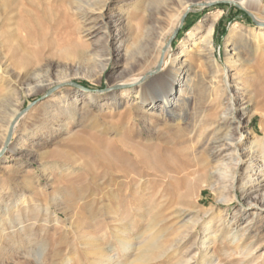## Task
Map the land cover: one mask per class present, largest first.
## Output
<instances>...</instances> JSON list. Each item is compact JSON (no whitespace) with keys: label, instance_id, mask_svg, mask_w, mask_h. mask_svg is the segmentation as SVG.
I'll use <instances>...</instances> for the list:
<instances>
[{"label":"rangeland","instance_id":"1","mask_svg":"<svg viewBox=\"0 0 264 264\" xmlns=\"http://www.w3.org/2000/svg\"><path fill=\"white\" fill-rule=\"evenodd\" d=\"M36 1L40 11L31 24L32 40L18 30L25 38L20 53L30 54L33 64L15 68L4 58L7 47L0 55L20 77L33 73L13 88L0 81V148L13 112L34 103L5 144H16L19 151H6L0 158V264H264V184L243 190V182L264 168V154L259 153L264 147V51L257 50L253 39L258 21L264 20V0L263 8L257 0H247L248 6L240 0L196 6L181 27L187 2L192 6L211 0H182V7L167 10L161 38L166 37L167 45L176 29L178 33L164 55L180 52L188 32L221 13L212 59L199 55L197 48L181 56L188 63L185 68L196 71L197 83L183 106L180 126L172 115L180 107L162 115L153 110L150 118L143 114L150 107L141 108L135 93L123 96L118 85L129 77L131 63L136 73L155 70V53L148 55L154 47L140 48L136 34L153 26L157 9L171 0H144L141 9L137 0H110L108 33L87 32L68 1L67 8L57 0L49 5L48 0ZM103 1L84 0L82 5L95 8ZM235 23L239 28L229 37ZM236 60L239 76H232L229 91L213 101L216 95L208 87L213 70L221 74ZM143 81L148 91L164 82L150 76ZM87 92L92 97L84 99ZM112 93L121 97L114 105ZM64 97L69 105L59 107ZM232 99L238 100L233 116ZM204 109L208 122L197 128L195 138L178 136L182 127L193 128ZM226 115L227 123L218 121ZM122 134L147 145V164L162 169H149L146 195L131 202L115 198L105 176L113 158L126 162L108 149ZM225 135L234 138L238 152L232 141H224L226 148L220 151L215 141ZM24 193L26 201L14 205ZM119 228L127 234L118 235ZM148 243L157 250L144 259L139 253ZM43 250L42 256L37 254Z\"/></svg>","mask_w":264,"mask_h":264},{"label":"bare ground","instance_id":"2","mask_svg":"<svg viewBox=\"0 0 264 264\" xmlns=\"http://www.w3.org/2000/svg\"><path fill=\"white\" fill-rule=\"evenodd\" d=\"M66 1H68L69 4H71L70 7H72V9L76 12V14L81 16L87 32H91L96 29H101L107 33L109 32L107 11L110 8V0H104L103 4H101L99 7L85 8V9L83 8L82 5L84 0H57V2L60 3L61 5L64 4L63 7L67 6L65 4ZM211 1H218V0H211ZM240 1H242L243 5L248 6L246 3L247 0L245 1L240 0ZM47 2L48 5L52 4L51 0H48ZM47 2L45 3V5H47ZM141 3H144V0H137L136 7L140 9L143 8L141 7L143 5ZM182 4H183L182 0L180 1L171 0L169 2H164L162 8L157 9V11L155 12V14H157V17L154 22V25L153 26L145 25L144 29L138 31L136 34L137 39H139L141 45L140 48H144L148 44H151V46L154 47V49L151 50L150 53H148V55H151L152 52L155 53V57H154L155 70L151 69L140 73H136L134 64L131 63L130 65L131 68L128 75L129 77L118 84L119 86L124 88V90L122 91L123 96L130 97L132 93H135V98L139 101L141 108L144 109V106L150 107L151 111L147 109L145 112H143V114L147 113L145 115L149 116L150 118L154 113L153 110H158L159 115H162L165 112L170 114L173 108L180 107L179 114H172L173 118L178 122L179 126L181 122L185 120L184 114H182L183 106L189 103L188 99L191 98L190 93L191 96L192 94H194L192 90L195 88L194 86L197 83L196 82L197 76L195 73L196 71L194 72V69L191 67H188L186 69L185 67L188 66V63L186 60H182L181 56L188 55L195 48H197L199 55L206 56L208 59H212L213 43H214L213 34L215 29V23L218 19V15L221 14L220 12H217L215 15L214 14L212 15L211 20L209 19L208 21L207 19H204L200 21V23L195 29L188 32L187 34L188 36L186 40L180 47L181 48L180 52L176 54V53H172L171 50H168L167 54L164 55L165 52H163V50L166 46V37L161 38V36L163 35L162 32L166 28L164 16L167 14L166 13L167 10L169 9L174 10L176 5H181L182 7ZM257 4L260 6V8H263L262 0H257ZM189 6L190 3L187 2L184 8L182 9V12H185ZM39 11H40V5L37 4L36 0H0V55L4 54L3 48L6 47L9 48V52L7 55H5L4 58L5 59L8 58L15 68H22V67L28 68L31 64H33L34 58L30 54L20 53V50L23 49L25 45L24 44L25 38L20 37L18 30L24 29L25 32L27 33L28 40L31 41L32 40V34H31L32 31L30 30V28L32 27L31 24H34L35 15ZM177 16L179 17L180 15L178 14ZM25 22H27L28 24L27 26H24ZM258 22H259L258 28L257 31L254 33L253 39L257 45L256 47L257 50L264 51V20H259ZM238 28L239 25L235 23L231 27L229 37L235 35ZM106 43L107 44L110 43V36L109 38H107ZM74 47L76 46H73L71 48ZM62 52L64 53L65 51L64 50L59 51L60 54H62ZM234 54L238 55V53H234ZM131 57L134 58V56ZM145 57H146L145 61H147V56ZM211 61L214 62L213 65L215 66L218 65V63L215 60H211ZM6 62L7 61L2 62L0 60V81L4 82V84L8 88H13L14 86H16L17 82H20L21 80L25 81L28 79V76H32L33 74L32 72L31 73L29 72L25 77H20L19 74H16L15 71L11 70L10 65L7 64ZM238 62L239 61L236 60L233 63V68L230 67L228 70H224L223 73L221 74H217L216 71L212 69L213 75L210 77V82L208 87L209 90L213 92V95H216L215 100L213 101L218 102V100L221 99V97L226 93V91L227 90L229 91V88L232 86V84H234L233 80H231V77L234 75L239 76L238 69L241 64H239ZM149 76L151 79H156L157 77L162 78L164 82L163 84L160 85L159 84L153 85L151 91H148L147 89L148 87H146V83H144L143 79ZM152 92L154 93L152 94ZM83 94H85L83 95L84 99L92 97V95L88 92ZM110 98H111L110 103L114 105L118 102V100L121 97L116 93H112ZM77 101H79V99H76V102ZM59 104H60L59 107H61L62 105L68 106L69 99L67 97L61 98L59 100ZM237 104H238L237 99L231 100L230 110L232 116L235 115L236 113ZM19 113H20L19 109L13 112L11 122L15 120V118L19 115ZM67 113L69 116L72 115L71 108L68 107ZM228 118H229L228 115L224 117L221 116L218 119V121H220L221 123H227ZM205 121H207V119H206V110L204 109L201 110L198 119L195 121L193 125V128L191 130H188V127L187 128L182 127L178 131L179 132L178 136L181 137L187 136L188 138H193L195 135H197L196 134L198 131L197 128L200 125H202ZM210 127L213 129L212 126ZM8 132H9V125L5 132V137H4L5 140L8 135ZM129 137L131 136L129 135ZM5 140L2 147L0 148L1 159L3 158V155L6 153V151L13 154L19 151V146H17L16 144L6 148ZM224 141L226 143L227 141H232L230 145H232V147L234 146L238 152L237 143L231 135H225L222 137H218L216 139L215 143H218V146L221 147L220 151L226 148L225 145L223 144ZM254 146L256 147V143L254 144ZM147 147H148L147 145L139 141H135L132 138L131 140H128V135L122 134V136L115 142V146L113 145L108 148L109 151L113 152L114 155H116L119 158H122L121 159L122 161L124 160L126 161V162H121L113 158V160H111L110 163L108 164V170L106 171V175L104 174L108 178L109 186L116 190L115 198L120 200H126L127 202H131V200L135 197L146 195V192L149 189V187H147L144 178L148 174L149 169L157 173L162 171V169L158 166H149L147 164L146 160L149 157L147 156V152H145L146 150L145 148ZM259 153L264 154V147L260 149ZM238 155L240 156L241 154L238 153ZM260 172L257 177H251V178L247 177L248 179H246L245 182H243L244 183L243 190L245 192L253 188L257 189L264 184V168L261 169ZM133 190H135V193H138L136 196H134ZM1 195L2 192H0V197ZM122 196H124L123 197L124 199L121 198ZM27 198L28 195L24 193L22 197L13 200L15 203L14 205H18L20 203L25 202ZM0 205H2V201L0 202ZM0 232L2 233L1 230ZM117 234L121 236H125L127 234V230L119 228L117 230ZM2 239H3V234L0 235V241H2ZM45 250L40 251L39 253L37 252V254L42 256ZM155 250H157V246L155 244L153 243L145 244V246L140 251L139 256L145 259L148 256H150V254ZM101 263H102L101 261H97L96 264H101Z\"/></svg>","mask_w":264,"mask_h":264},{"label":"water","instance_id":"3","mask_svg":"<svg viewBox=\"0 0 264 264\" xmlns=\"http://www.w3.org/2000/svg\"><path fill=\"white\" fill-rule=\"evenodd\" d=\"M219 2H225V0L209 1V2H197V3H194L192 6H189L188 9L186 10L185 14H184L183 17H182V20H181V22H180V26H179V27H181V26L183 25L184 20H185V18H186V16H187L188 12H190L194 7H196V6H197V7H206V6H211L212 4L219 3ZM177 33H178V29H176V30L174 31V33L172 34V36H171L169 42L167 43V45L165 46L163 52H165L166 49L171 45L172 40L176 37ZM69 84L74 85V86L79 87V88L84 89V90H88L86 87H84L83 85H81V84H79V83H77V82H73V81H72V82H70ZM33 104H34V103H31V104L28 105L24 110H22V111L19 113V115L15 118V120L12 122V124H11V126H10V129H9L8 136H7V138H6V142H5L6 146H7V145L9 144V142L11 141L12 134H13V132H14V127H15L16 123L19 121V119L22 117V115H24V114L28 111V109L31 108V106H32Z\"/></svg>","mask_w":264,"mask_h":264}]
</instances>
